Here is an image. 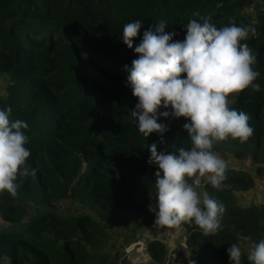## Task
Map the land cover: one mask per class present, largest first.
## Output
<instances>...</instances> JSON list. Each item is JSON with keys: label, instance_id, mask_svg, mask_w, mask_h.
I'll use <instances>...</instances> for the list:
<instances>
[{"label": "trees", "instance_id": "obj_1", "mask_svg": "<svg viewBox=\"0 0 264 264\" xmlns=\"http://www.w3.org/2000/svg\"><path fill=\"white\" fill-rule=\"evenodd\" d=\"M203 18L218 29L230 22L255 29L241 43L257 55L254 83L261 90L229 97L230 108L250 117L253 135L212 149L249 159L254 168L227 163L223 190L201 181L203 193L226 206L217 234L205 236L194 222L181 226L196 264H231L232 244L241 248L242 264H251L250 249L264 238V204L242 206L236 193L264 179V0H0V76L8 78L0 110L11 107L12 120L28 123L31 152L17 196L0 191V264H109L131 235L160 228L148 207L156 202L159 171L147 162L148 146L190 150L183 125L191 121L161 116L157 122L169 129L163 137L140 133L130 116L139 101L125 65L139 58L134 48L156 22L182 42L189 21ZM136 20L142 27L129 49L123 26ZM67 203L76 208L62 211ZM146 250L155 263L167 255L160 240L148 241Z\"/></svg>", "mask_w": 264, "mask_h": 264}, {"label": "clouds", "instance_id": "obj_2", "mask_svg": "<svg viewBox=\"0 0 264 264\" xmlns=\"http://www.w3.org/2000/svg\"><path fill=\"white\" fill-rule=\"evenodd\" d=\"M141 27V20L123 26L122 40L129 49H133ZM166 27L161 20L144 31L143 39L134 48L139 58L132 61L131 68L125 65L128 84L139 101L130 116L145 137L153 132L163 137L169 130L157 122L161 116L187 118L191 123H185L183 128L193 146L190 150L179 148L178 154L158 152L155 142L148 146L151 155L147 162L159 168L155 173L156 202L148 207L160 228L194 222L205 236L215 235L221 230L220 217L226 206L211 199L207 192L201 197L197 188L202 179L219 190L227 187L223 183L227 162L212 151L215 142L231 137L243 143L253 135L250 117L230 108L229 97L249 87L253 92L261 90L260 84L254 83L260 75L253 68L257 55L247 43H241L249 31L255 35V29L233 22L218 29L210 18H203L202 23L190 20L181 42L173 41L176 33H166ZM161 108H171V112H159ZM11 113V107L0 110V191L7 190L16 197L30 174L25 165L31 152L25 147L29 142L24 132L29 129L28 123L12 120ZM31 174L35 175V169ZM227 251L231 264H242L237 244ZM247 259L251 264H264V238Z\"/></svg>", "mask_w": 264, "mask_h": 264}, {"label": "crops", "instance_id": "obj_3", "mask_svg": "<svg viewBox=\"0 0 264 264\" xmlns=\"http://www.w3.org/2000/svg\"><path fill=\"white\" fill-rule=\"evenodd\" d=\"M223 159L227 163L244 167L253 173L254 167L251 165L249 159L239 161L230 156ZM197 191L203 197V188L201 185L197 188ZM236 198L242 206L256 203L264 204V179L257 180L255 186L248 191L237 192ZM185 235V229L181 225L178 228L148 227L123 241L113 253L109 264H164L166 260L170 264H196L195 255L185 244ZM150 240H160L167 248V255L160 263H155L147 253L146 246Z\"/></svg>", "mask_w": 264, "mask_h": 264}, {"label": "rangeland", "instance_id": "obj_4", "mask_svg": "<svg viewBox=\"0 0 264 264\" xmlns=\"http://www.w3.org/2000/svg\"><path fill=\"white\" fill-rule=\"evenodd\" d=\"M7 84H8V78L0 76V94H2V95L5 94V87ZM60 207H61L62 211L73 210L76 208V204L74 205V203L73 204L67 203L65 205H61Z\"/></svg>", "mask_w": 264, "mask_h": 264}, {"label": "built area", "instance_id": "obj_5", "mask_svg": "<svg viewBox=\"0 0 264 264\" xmlns=\"http://www.w3.org/2000/svg\"><path fill=\"white\" fill-rule=\"evenodd\" d=\"M254 247V246H253ZM164 264H170V262L168 261V260H166L165 262H164Z\"/></svg>", "mask_w": 264, "mask_h": 264}]
</instances>
